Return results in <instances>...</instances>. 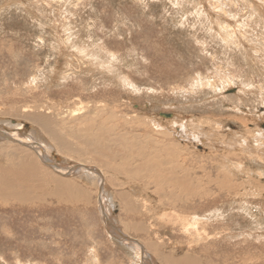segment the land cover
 Instances as JSON below:
<instances>
[{"label": "rangeland", "instance_id": "obj_1", "mask_svg": "<svg viewBox=\"0 0 264 264\" xmlns=\"http://www.w3.org/2000/svg\"><path fill=\"white\" fill-rule=\"evenodd\" d=\"M0 126L75 188L0 202V264H264V0H0Z\"/></svg>", "mask_w": 264, "mask_h": 264}, {"label": "bare ground", "instance_id": "obj_2", "mask_svg": "<svg viewBox=\"0 0 264 264\" xmlns=\"http://www.w3.org/2000/svg\"><path fill=\"white\" fill-rule=\"evenodd\" d=\"M207 11V10H206ZM66 40V39H65ZM62 45V44H61ZM64 49V48H63ZM66 49V47H65ZM62 50V49H61ZM63 51V50H62ZM66 51V50H65ZM89 52V51H88ZM88 61V60H87ZM44 111V110H43ZM42 111V112H43ZM47 111V110H46ZM17 113V112H16ZM19 113V112H18ZM41 114V113H40ZM31 116H27L26 119L27 121H31L33 122L34 124L37 125L38 127V130H40L42 133H44V135H48V138L51 140V139H55L56 140V144H57V147L61 150H64L66 149L68 146L66 144V142H64L65 140L64 139H61L60 137H58L57 135L54 134L53 130H52V127H51V123H46V119H49L47 118V116H44V117H41L39 116L38 114H30ZM51 116V114L49 115V117ZM58 117V116H57ZM24 118V117H23ZM22 118V119H23ZM21 125V124H20ZM134 126V125H133ZM140 126V124H139ZM138 126V128H139ZM144 126V125H142ZM19 127V126H18ZM22 127V125H21ZM135 127V126H134ZM133 127V128H134ZM141 127V126H140ZM26 128V126H25ZM131 128V127H130ZM136 128V127H135ZM0 129H2V127L0 126ZM125 129V128H123ZM182 129L185 130V128L183 127ZM35 130V129H34ZM18 132V137L14 136L13 137H10L12 138L13 141L15 140H18L19 142L22 141V142H25L26 143V147L28 146L29 148L30 145H31V142H35L36 146L37 147H34L38 150L37 154H41L40 157L41 158H48L49 160V156L48 154L46 153V149H47V144H49V142L45 139H43L42 137H45V136H42L40 138V136L38 137L37 135H32L31 134H28L26 135L27 133L25 132L24 134L26 135L25 137V140H22V138H20V135L19 134H22L20 133L19 130H17ZM132 131V130H131ZM23 132V131H21ZM37 132V130H36ZM40 133V132H39ZM38 133V134H39ZM177 134H179V131L176 132ZM2 133H0V202L2 201V204L3 202H10V203H31V202H35L34 200H39V197L42 195V196H46L48 195V197L52 196L53 194H55V192H47V190L45 189V186L42 187V185H44V182H43V178L48 175L50 177V182H54L58 187V191H59V195L60 196H66L64 198H68L69 197V194L72 193V190H74L75 188L73 186H70L68 185V183H61L60 181H58L55 177L53 178L51 176V173H46L44 171H42L40 169V165L38 163V157L28 151L27 149H25L23 146L20 147L19 145H16L15 143H11V141H7V137L5 140H3L1 137ZM15 134V133H14ZM262 134V132H261ZM7 135V133H6ZM99 135V136H98ZM181 135L183 137L184 136V132L182 130V133ZM195 135H196V132H195ZM200 135V134H199ZM204 135V134H203ZM99 138L101 137V133H97V135ZM53 137V138H52ZM196 137V136H195ZM46 138V137H45ZM179 138V137H178ZM43 139V145L44 147L41 146L40 148V143L39 141ZM191 139V138H190ZM198 139H200L198 137ZM98 140V139H97ZM67 141V140H66ZM42 142V141H41ZM117 142H119V144L125 147H127V145H129V147L132 145L131 144H128V143H125V142H121L120 141V138L117 139ZM24 143V144H25ZM68 143V142H67ZM71 143V142H70ZM75 144V143H74ZM47 145V146H46ZM72 145V144H71ZM25 146V145H24ZM32 146V145H31ZM85 146L86 148H90L91 146L96 148V149H99L103 146V143L100 139V143L99 142H95V141H89L87 140L86 143H85ZM173 146V145H172ZM27 147V148H28ZM49 147V146H48ZM175 148V147H174ZM173 148V149H174ZM32 149V148H31ZM102 149V148H101ZM34 150V149H33ZM172 150V149H171ZM178 150V149H177ZM181 150V149H180ZM166 151H167V148H166ZM176 151V150H175ZM182 152V151H181ZM173 153V152H172ZM178 154V153H177ZM176 154V156H177ZM185 154V152H184ZM180 155V154H179ZM186 155V154H185ZM175 156V154H174ZM61 157V156H60ZM183 157V156H181ZM237 157V156H236ZM173 160V159H172ZM55 161V160H54ZM53 161V162H54ZM57 161V160H56ZM62 163H63V160H62ZM66 163V162H65ZM215 164V163H214ZM217 164V163H216ZM56 165V164H55ZM67 165V164H66ZM73 165V164H72ZM52 168V167H50ZM217 168V167H216ZM75 170V169H74ZM41 171L44 172V176L42 177L40 174H41ZM77 171V169H76ZM184 171V170H183ZM221 171V170H219ZM49 172V171H48ZM63 172V171H62ZM65 172V171H64ZM87 172V171H86ZM83 173V172H78L76 174H79V175H82L84 176V178H92L91 175H89L88 173ZM187 172V171H186ZM217 172V171H216ZM66 173V172H65ZM157 173V172H156ZM102 174V173H101ZM167 174V173H166ZM188 174V173H187ZM186 174V175H187ZM208 174V173H207ZM210 174V173H209ZM213 175V174H212ZM226 175V174H225ZM175 176H178V175H175ZM216 176V175H215ZM221 176V175H220ZM100 177V180L102 179V183L103 185L105 186V182H103L104 180V176L102 177L101 175H99ZM206 177V176H205ZM222 177V176H221ZM226 177V176H225ZM173 178V177H172ZM176 178V177H175ZM204 178V177H203ZM209 178V177H207ZM178 179V178H177ZM201 179V178H200ZM215 179V178H214ZM220 179V177L218 178ZM192 180V179H191ZM230 180V179H229ZM170 185H172V187H177L178 185L180 186H186L185 184L187 183V179H184V177L181 179V180H169L168 182ZM59 184V185H58ZM205 184V183H204ZM200 180L195 184L196 187H188L190 188L191 190H189L190 192L189 195L190 197H193L195 196V194H197V190H201L203 189V191H208L207 189H210V188H214L213 185H215V181L213 179H209L208 183H206V186L204 185ZM204 187H202V186ZM229 183L227 182V178H225V180L222 181L221 185H220V189L222 192L224 191H227L228 190V187H229ZM237 186V185H236ZM183 187V188H184ZM217 187V186H216ZM231 187V186H230ZM199 188V189H197ZM106 189H107V186H106ZM187 189V187L185 188ZM218 189V188H217ZM46 190V191H45ZM108 190V189H107ZM232 190H234L232 188ZM237 191V190H236ZM40 192V193H39ZM201 192V191H199ZM42 193V194H41ZM203 193V192H202ZM231 193V192H230ZM205 194V192H204ZM219 195V194H218ZM213 196V195H212ZM211 197V196H210ZM218 197V196H217ZM213 198V197H211ZM103 199V198H102ZM197 199V198H196ZM208 199V198H206ZM204 200V199H203ZM1 204V203H0ZM132 205V204H131ZM135 206V205H133ZM127 208H129V206L127 205ZM103 209V208H102ZM105 210V209H103ZM129 211L130 212H133L135 210H131L129 208ZM136 212V211H135ZM104 214V213H103ZM111 227V225H110ZM120 240V238H119ZM125 241L127 242H130V244H133L135 242H133L131 239H128V238H125L124 239ZM120 242V241H118ZM121 245L123 247H127L125 242H122L121 240ZM130 248V247H129ZM136 248V251H138L139 253L142 252V253H146V250H144V247H135ZM131 250V249H129ZM133 251V250H131ZM150 258V257H149ZM199 258V257H198ZM172 260V258H170ZM174 259V258H173ZM177 260V259H176ZM153 264H154V261H153ZM167 264H196L191 258L187 257L184 255V259L182 261H175L172 260V262L168 261L167 260Z\"/></svg>", "mask_w": 264, "mask_h": 264}, {"label": "water", "instance_id": "obj_3", "mask_svg": "<svg viewBox=\"0 0 264 264\" xmlns=\"http://www.w3.org/2000/svg\"><path fill=\"white\" fill-rule=\"evenodd\" d=\"M161 116H163V117H166V118H171L172 117V115H165V114H161ZM14 124V123H13ZM16 124V123H15Z\"/></svg>", "mask_w": 264, "mask_h": 264}]
</instances>
